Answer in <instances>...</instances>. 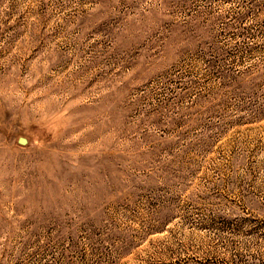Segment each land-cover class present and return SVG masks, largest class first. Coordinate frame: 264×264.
I'll use <instances>...</instances> for the list:
<instances>
[{"label":"rangeland","instance_id":"374dc122","mask_svg":"<svg viewBox=\"0 0 264 264\" xmlns=\"http://www.w3.org/2000/svg\"><path fill=\"white\" fill-rule=\"evenodd\" d=\"M0 264H264V0H0Z\"/></svg>","mask_w":264,"mask_h":264},{"label":"water","instance_id":"95a60500","mask_svg":"<svg viewBox=\"0 0 264 264\" xmlns=\"http://www.w3.org/2000/svg\"><path fill=\"white\" fill-rule=\"evenodd\" d=\"M18 143L21 144V145H26L28 143V140L25 137H20L18 139Z\"/></svg>","mask_w":264,"mask_h":264}]
</instances>
